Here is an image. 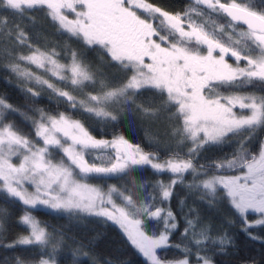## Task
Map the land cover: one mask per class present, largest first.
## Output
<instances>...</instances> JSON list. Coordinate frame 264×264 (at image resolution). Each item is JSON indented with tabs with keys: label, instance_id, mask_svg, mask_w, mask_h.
<instances>
[{
	"label": "snow or ice",
	"instance_id": "6c2138e0",
	"mask_svg": "<svg viewBox=\"0 0 264 264\" xmlns=\"http://www.w3.org/2000/svg\"><path fill=\"white\" fill-rule=\"evenodd\" d=\"M0 72V264H264V0H0Z\"/></svg>",
	"mask_w": 264,
	"mask_h": 264
},
{
	"label": "trees",
	"instance_id": "16d2710c",
	"mask_svg": "<svg viewBox=\"0 0 264 264\" xmlns=\"http://www.w3.org/2000/svg\"><path fill=\"white\" fill-rule=\"evenodd\" d=\"M174 3L176 4V7L179 8L181 0H174ZM37 26L38 27L44 26L43 21H39ZM53 39L55 38L53 37ZM0 95H6L13 103L23 104V100L21 99L20 93L14 87V82L13 84L6 83V76L3 72H0ZM40 106L45 108L55 107L54 103L49 104L47 101H45ZM125 127L127 129L128 136L133 143L145 144L147 142L144 125H141L137 121L135 123H129L125 125ZM153 131H158V129H153ZM12 214L13 217L19 215V208L12 209ZM37 218L43 223H46L52 227L59 228L62 226L64 229L72 227L70 222H68L66 219H57L55 218L54 215H48L43 212L37 214ZM217 226L219 225L217 224ZM9 230L13 234V236L24 232V230L15 223V220H13V222L9 225ZM69 234L75 235L77 239L91 238L88 236L87 232H81L76 228H73V231ZM105 235H106V239L101 245L102 248L104 249L119 248L121 252L128 253V259L132 260L134 264H145L142 257L133 254L131 249H129L126 245L121 243V237L115 231L106 233ZM238 239H239V247L241 249V253H240L241 256L247 257V256H255L259 254L261 247L258 243L250 242L243 236H240ZM15 252L25 257H31L34 255V253L31 250H26L21 248L15 249ZM4 254L5 253L2 250H0V256H3ZM222 264H239V260L222 258Z\"/></svg>",
	"mask_w": 264,
	"mask_h": 264
},
{
	"label": "rangeland",
	"instance_id": "374dc122",
	"mask_svg": "<svg viewBox=\"0 0 264 264\" xmlns=\"http://www.w3.org/2000/svg\"><path fill=\"white\" fill-rule=\"evenodd\" d=\"M38 71H39V70H38ZM110 183H117V181H114V180H113V181H110Z\"/></svg>",
	"mask_w": 264,
	"mask_h": 264
}]
</instances>
